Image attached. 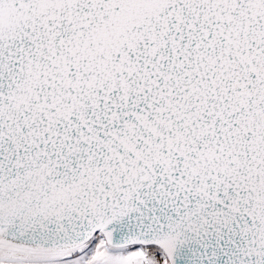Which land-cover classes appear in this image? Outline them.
I'll list each match as a JSON object with an SVG mask.
<instances>
[{
    "label": "snow or ice",
    "instance_id": "6c2138e0",
    "mask_svg": "<svg viewBox=\"0 0 264 264\" xmlns=\"http://www.w3.org/2000/svg\"><path fill=\"white\" fill-rule=\"evenodd\" d=\"M0 264H264V0H0Z\"/></svg>",
    "mask_w": 264,
    "mask_h": 264
}]
</instances>
